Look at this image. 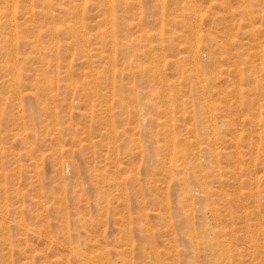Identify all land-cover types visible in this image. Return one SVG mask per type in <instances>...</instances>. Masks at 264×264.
<instances>
[{
	"label": "rangeland",
	"instance_id": "374dc122",
	"mask_svg": "<svg viewBox=\"0 0 264 264\" xmlns=\"http://www.w3.org/2000/svg\"><path fill=\"white\" fill-rule=\"evenodd\" d=\"M0 12V264H264V0Z\"/></svg>",
	"mask_w": 264,
	"mask_h": 264
},
{
	"label": "bare ground",
	"instance_id": "6f19581e",
	"mask_svg": "<svg viewBox=\"0 0 264 264\" xmlns=\"http://www.w3.org/2000/svg\"><path fill=\"white\" fill-rule=\"evenodd\" d=\"M110 1L111 0H105V2H106V7H107V9H109L110 10ZM120 1V0H119ZM46 6L49 8L50 6H51V0H46ZM42 12V11H41ZM48 12V11H47ZM43 13V12H42ZM3 13L2 12H0V15H2ZM51 13H46L45 12V15H44V17H50L49 15H50ZM39 15V14H38ZM55 32H57V30L55 31ZM18 34V33H17ZM105 34V33H104ZM110 36L111 35H109L108 37L110 38ZM112 37V36H111ZM31 42H27V44H30ZM33 44H34V42H33ZM36 49V48H35ZM41 49H42V46L40 47V49H39V57H42V58H44V55H43V50L44 49H42V51H41ZM41 51V52H40ZM38 56V55H37ZM45 59V58H44ZM43 59V60H44ZM14 60H15V62L17 61V57H15V55H14ZM39 60V59H38ZM40 62V61H39ZM45 63V62H44ZM198 72V71H197ZM199 73V72H198ZM17 74V79H20V77H21V75H20V73L19 72H17L16 73ZM197 75V73L196 74H194V76H196ZM199 76H197V78H198ZM204 77V76H203ZM204 78H206V76L204 77ZM208 80H210V79H208ZM16 86H19V83H16ZM40 91V90H39ZM45 91H47L46 89L44 90V93H45ZM20 92V90H18V92H16V94H18ZM19 97H22V95H19ZM19 111V110H18ZM18 117H19V114H18ZM186 240H187V242H188V244H190V247H193V249L194 250H197V248L198 249H200V248H202L203 250H204V248L203 247H201L203 244H207L206 245V249L209 251V254H213V250H214V247H215V245L213 246V245H211V243H209L208 242V240H206L204 237H201V241H197L196 240V237L195 236H188V237H186ZM206 241V242H205ZM217 246V245H216ZM214 255V254H213ZM224 259V258H223ZM197 260V259H196ZM192 262H189L188 264H191ZM217 264V263H216Z\"/></svg>",
	"mask_w": 264,
	"mask_h": 264
}]
</instances>
